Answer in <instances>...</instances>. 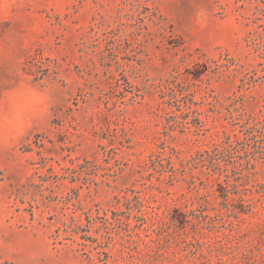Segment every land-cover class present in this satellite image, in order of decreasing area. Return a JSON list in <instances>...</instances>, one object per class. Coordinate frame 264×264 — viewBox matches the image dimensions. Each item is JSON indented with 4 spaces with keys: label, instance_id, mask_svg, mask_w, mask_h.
Returning <instances> with one entry per match:
<instances>
[{
    "label": "rangeland",
    "instance_id": "rangeland-1",
    "mask_svg": "<svg viewBox=\"0 0 264 264\" xmlns=\"http://www.w3.org/2000/svg\"><path fill=\"white\" fill-rule=\"evenodd\" d=\"M0 264H264V0H0Z\"/></svg>",
    "mask_w": 264,
    "mask_h": 264
}]
</instances>
